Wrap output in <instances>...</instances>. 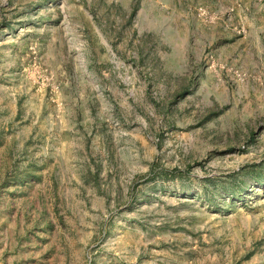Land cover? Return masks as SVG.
<instances>
[{
  "label": "rangeland",
  "instance_id": "1",
  "mask_svg": "<svg viewBox=\"0 0 264 264\" xmlns=\"http://www.w3.org/2000/svg\"><path fill=\"white\" fill-rule=\"evenodd\" d=\"M0 264H264V0H0Z\"/></svg>",
  "mask_w": 264,
  "mask_h": 264
}]
</instances>
